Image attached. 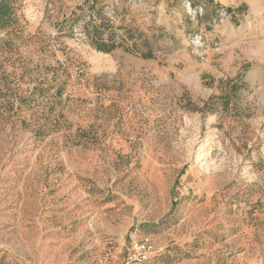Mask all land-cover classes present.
Segmentation results:
<instances>
[{
    "label": "rangeland",
    "instance_id": "obj_1",
    "mask_svg": "<svg viewBox=\"0 0 264 264\" xmlns=\"http://www.w3.org/2000/svg\"><path fill=\"white\" fill-rule=\"evenodd\" d=\"M0 4V264H264V0Z\"/></svg>",
    "mask_w": 264,
    "mask_h": 264
},
{
    "label": "built area",
    "instance_id": "obj_2",
    "mask_svg": "<svg viewBox=\"0 0 264 264\" xmlns=\"http://www.w3.org/2000/svg\"><path fill=\"white\" fill-rule=\"evenodd\" d=\"M190 8V11L191 12H193V14H195V15H202L203 14V10L202 9H196V8H191V7H189ZM149 250V247H148V245H146V244H144V243H142V244H138V245H136V247H135V252H136V254L138 255V256H141L140 258H143V257H145V255L147 254V251Z\"/></svg>",
    "mask_w": 264,
    "mask_h": 264
},
{
    "label": "trees",
    "instance_id": "obj_3",
    "mask_svg": "<svg viewBox=\"0 0 264 264\" xmlns=\"http://www.w3.org/2000/svg\"><path fill=\"white\" fill-rule=\"evenodd\" d=\"M0 1L5 2L7 0H0ZM0 20L1 21H8L9 20V13L1 4H0ZM102 44L103 45L101 46V50H103V51H111L114 48L113 45H108L104 41H102Z\"/></svg>",
    "mask_w": 264,
    "mask_h": 264
}]
</instances>
